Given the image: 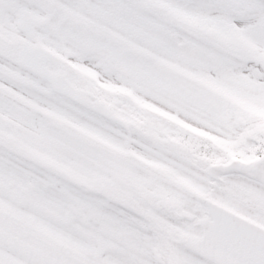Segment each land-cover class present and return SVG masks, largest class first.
Returning <instances> with one entry per match:
<instances>
[{
    "label": "snow or ice",
    "instance_id": "snow-or-ice-1",
    "mask_svg": "<svg viewBox=\"0 0 264 264\" xmlns=\"http://www.w3.org/2000/svg\"><path fill=\"white\" fill-rule=\"evenodd\" d=\"M0 264H264V0H0Z\"/></svg>",
    "mask_w": 264,
    "mask_h": 264
}]
</instances>
